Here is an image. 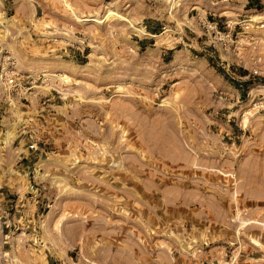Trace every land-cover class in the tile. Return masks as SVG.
Returning <instances> with one entry per match:
<instances>
[{
	"label": "rangeland",
	"instance_id": "374dc122",
	"mask_svg": "<svg viewBox=\"0 0 264 264\" xmlns=\"http://www.w3.org/2000/svg\"><path fill=\"white\" fill-rule=\"evenodd\" d=\"M173 1L0 0V264H264V0Z\"/></svg>",
	"mask_w": 264,
	"mask_h": 264
},
{
	"label": "built area",
	"instance_id": "2783aa9c",
	"mask_svg": "<svg viewBox=\"0 0 264 264\" xmlns=\"http://www.w3.org/2000/svg\"><path fill=\"white\" fill-rule=\"evenodd\" d=\"M241 24L242 28L246 32L254 29L250 28V24H248L247 20L243 21ZM203 30L211 40V43L223 52H225V50L231 49L238 43V41H236L237 39L233 38L235 29L226 32L225 23L221 25L219 22L212 21L207 18L203 22ZM252 44H256V42ZM2 75H4V85L8 88L10 97L21 91L22 85L18 82V79L15 77V75H9L6 71L4 72V69H2Z\"/></svg>",
	"mask_w": 264,
	"mask_h": 264
},
{
	"label": "bare ground",
	"instance_id": "6f19581e",
	"mask_svg": "<svg viewBox=\"0 0 264 264\" xmlns=\"http://www.w3.org/2000/svg\"><path fill=\"white\" fill-rule=\"evenodd\" d=\"M172 5H173L172 7L177 5L176 0L173 1ZM109 17H110V15L108 16V18ZM84 21H86V22H96V23L98 22L97 18L96 19H85ZM100 23H102V22H100Z\"/></svg>",
	"mask_w": 264,
	"mask_h": 264
}]
</instances>
